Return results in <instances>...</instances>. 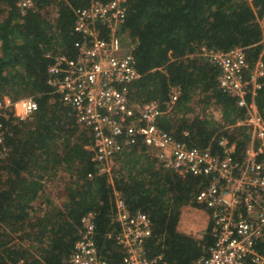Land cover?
Wrapping results in <instances>:
<instances>
[{
    "label": "trees",
    "instance_id": "trees-1",
    "mask_svg": "<svg viewBox=\"0 0 264 264\" xmlns=\"http://www.w3.org/2000/svg\"><path fill=\"white\" fill-rule=\"evenodd\" d=\"M86 1L33 0L23 8L20 0H0V99L37 103L25 121L11 113L1 120L8 135L0 160V264H69L87 214L93 215L98 258L121 264L114 192L150 221L147 259L190 264L206 255L213 237L209 224L199 239L180 232L181 211L202 209L195 196L209 178L163 168L140 139L115 155L110 174L100 173L88 150L89 129L48 85L54 57L75 55L74 43L82 39L73 30L75 11ZM263 16L264 0H128L121 34L134 45L138 74L128 86L129 102L156 101L163 111L157 127L177 142L221 155L224 138L241 159L249 137L235 125L245 110L218 88L219 67L203 50L243 48L248 80L255 64H264ZM259 84L253 100L264 119V77ZM171 87L180 96L166 112Z\"/></svg>",
    "mask_w": 264,
    "mask_h": 264
},
{
    "label": "built area",
    "instance_id": "built-area-1",
    "mask_svg": "<svg viewBox=\"0 0 264 264\" xmlns=\"http://www.w3.org/2000/svg\"><path fill=\"white\" fill-rule=\"evenodd\" d=\"M32 1L20 0V6L27 8ZM127 1L87 0L75 11L73 30L82 39L74 43L73 58L54 57L47 69L48 85L74 110L77 122L89 129L92 140L88 150L100 173L110 174L115 155L140 139L155 152L163 168L181 176L209 178L195 202L207 215L213 243L205 256L190 264H264V250L259 251L264 247V119L253 100L260 88L259 79L264 77V64L258 61L246 80L242 75L243 48L203 50V56L219 67L218 88L245 110L243 120L235 125L249 137L241 159L233 157L234 145L224 138L218 142L221 155L177 142L157 127L163 111L156 101L132 105L128 100V86L138 74L134 45L127 44L121 34ZM259 25L264 30V16ZM179 96V88L171 87L166 112ZM36 111L32 97L0 99V160L6 155L4 141L8 135L1 120L9 119L11 113L14 119L25 121ZM114 206L117 241L124 249L121 264H156V259L146 258L143 248L151 234L147 216L130 212L119 192H114ZM80 224L81 236L69 264H107L98 258L93 215L83 216Z\"/></svg>",
    "mask_w": 264,
    "mask_h": 264
},
{
    "label": "rangeland",
    "instance_id": "rangeland-1",
    "mask_svg": "<svg viewBox=\"0 0 264 264\" xmlns=\"http://www.w3.org/2000/svg\"><path fill=\"white\" fill-rule=\"evenodd\" d=\"M263 43H264V36H263ZM214 115L216 118H218V114L216 112ZM147 153L150 156L155 157V152L152 151L151 149H148ZM114 167H115V163L114 161H112L109 165L110 173L114 169ZM180 220L182 227L180 231L196 239L201 238L203 232L206 230L209 224L206 213L201 209H196L192 207H185L182 209Z\"/></svg>",
    "mask_w": 264,
    "mask_h": 264
},
{
    "label": "crops",
    "instance_id": "crops-1",
    "mask_svg": "<svg viewBox=\"0 0 264 264\" xmlns=\"http://www.w3.org/2000/svg\"><path fill=\"white\" fill-rule=\"evenodd\" d=\"M181 228H182V227H181V220H180L179 225H178V230L180 231ZM180 232H181V231H180Z\"/></svg>",
    "mask_w": 264,
    "mask_h": 264
}]
</instances>
